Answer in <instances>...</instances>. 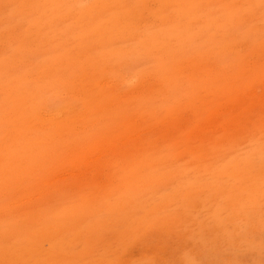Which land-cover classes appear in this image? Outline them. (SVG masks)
Instances as JSON below:
<instances>
[{
  "label": "rangeland",
  "instance_id": "374dc122",
  "mask_svg": "<svg viewBox=\"0 0 264 264\" xmlns=\"http://www.w3.org/2000/svg\"><path fill=\"white\" fill-rule=\"evenodd\" d=\"M0 264H264V0H0Z\"/></svg>",
  "mask_w": 264,
  "mask_h": 264
}]
</instances>
